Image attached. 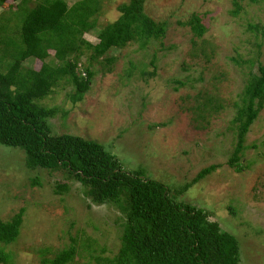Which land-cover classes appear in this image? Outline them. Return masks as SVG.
Listing matches in <instances>:
<instances>
[{
	"label": "rangeland",
	"instance_id": "rangeland-1",
	"mask_svg": "<svg viewBox=\"0 0 264 264\" xmlns=\"http://www.w3.org/2000/svg\"><path fill=\"white\" fill-rule=\"evenodd\" d=\"M129 2L97 0V26L85 39L96 43L99 32L121 17L118 8ZM143 2L152 20L167 23L162 44L113 49L112 64L102 59L92 68L93 84L81 103L71 102L72 86L60 84L44 101L59 108L50 120L53 132L99 143L128 171L142 170L171 188L172 198L205 209L237 238L241 264H264V108L245 139L244 171L237 173L228 164L238 142L236 105L250 75L259 74L264 64V0H237V15L236 0ZM193 15L207 29L201 39L187 25ZM88 58L84 55L81 64ZM26 66L34 68V63ZM199 93L204 96L196 101ZM207 98L221 107L199 123L200 129L192 108ZM211 166L219 168L185 194L178 193ZM37 176L42 187L31 185ZM65 183L69 191L56 195L58 184ZM88 204L75 179L64 172H30L23 151L0 145V222L26 208L22 234L6 248L15 264H42L70 247L71 237L92 242L87 253L79 247L74 264H104L113 258L121 246L122 214ZM45 250L48 256L41 254Z\"/></svg>",
	"mask_w": 264,
	"mask_h": 264
},
{
	"label": "trees",
	"instance_id": "trees-1",
	"mask_svg": "<svg viewBox=\"0 0 264 264\" xmlns=\"http://www.w3.org/2000/svg\"><path fill=\"white\" fill-rule=\"evenodd\" d=\"M68 1L0 0V145L23 151L30 172H64L75 179L84 188L88 207L107 206L122 214L120 249L113 258L104 259V264H241L237 238L225 232L205 209L172 198L171 188L145 177L142 170L128 171L99 143L53 132L50 120L59 108L44 101L60 84L72 86L71 102L81 103L93 84L92 68L102 64V59L112 64L109 54L113 49L137 43L145 50L154 41L162 44L167 34V23L152 20L143 0H130L118 8L121 17L99 32L96 43H90L85 35L97 26V0H77L72 5ZM236 6L234 15L241 10L237 0ZM187 25L199 39L207 33L198 15ZM250 30L260 29L250 26ZM261 32L264 35V28ZM84 55L89 58L82 65ZM155 60L156 55L153 66ZM27 61L34 68L27 67ZM258 71L250 75L241 103L236 105L233 124L238 142L228 164L237 173L244 171L241 161L246 136L264 108V64ZM176 83L184 86L181 81ZM198 95L196 101L204 96ZM220 107L215 99L207 98L192 108L198 128ZM218 168L202 170L178 193L185 194ZM31 185L42 187L40 177L32 179ZM68 191L67 183L58 184L55 194ZM25 213L23 207L0 222V264H15L6 248L21 236ZM70 240V247L51 259L45 257L42 264H74L79 247L85 253L92 248L86 238L81 243L79 237Z\"/></svg>",
	"mask_w": 264,
	"mask_h": 264
}]
</instances>
